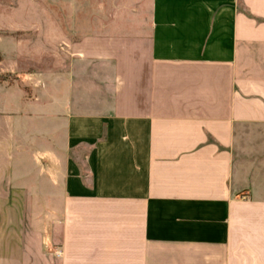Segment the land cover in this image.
Instances as JSON below:
<instances>
[{
  "label": "crops",
  "instance_id": "obj_1",
  "mask_svg": "<svg viewBox=\"0 0 264 264\" xmlns=\"http://www.w3.org/2000/svg\"><path fill=\"white\" fill-rule=\"evenodd\" d=\"M68 13L0 115V264H264V0Z\"/></svg>",
  "mask_w": 264,
  "mask_h": 264
},
{
  "label": "rangeland",
  "instance_id": "obj_2",
  "mask_svg": "<svg viewBox=\"0 0 264 264\" xmlns=\"http://www.w3.org/2000/svg\"><path fill=\"white\" fill-rule=\"evenodd\" d=\"M73 5L74 0H0V115L17 112L20 99H33L65 60L67 47L58 39L68 36Z\"/></svg>",
  "mask_w": 264,
  "mask_h": 264
}]
</instances>
